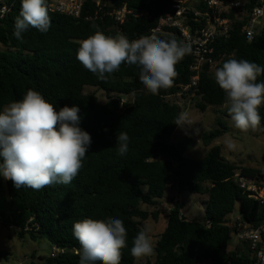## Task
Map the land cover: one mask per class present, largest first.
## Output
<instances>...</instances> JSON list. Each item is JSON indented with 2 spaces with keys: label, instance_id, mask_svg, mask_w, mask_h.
Instances as JSON below:
<instances>
[{
  "label": "trees",
  "instance_id": "1",
  "mask_svg": "<svg viewBox=\"0 0 264 264\" xmlns=\"http://www.w3.org/2000/svg\"><path fill=\"white\" fill-rule=\"evenodd\" d=\"M0 1L8 7L0 19V111L22 100L27 90H36L57 111L78 106L79 126L92 140L79 175L68 185L17 190L12 181L0 176V223L13 228L21 238L45 240L51 248L65 249L55 258L48 256V264H79L80 244L73 235L74 223L85 218L120 219L127 230L121 264H136L130 252L134 237L144 222L160 217L159 211H145L142 206L155 207L168 191L189 192L207 197L204 219L188 221L180 215L184 204L175 203L167 216L166 229L156 242L154 264H254L247 244L229 247L231 232L227 224L237 205L246 223L254 227L264 224V205L234 181L240 173L264 185V171L241 169L223 157L219 146L211 147L228 131L220 120L218 128L202 135L204 146L211 147L205 158H187L192 139L173 143L178 127L175 120L181 110L168 98L180 95L199 99L196 104L202 110L225 107L226 94L215 82L213 67L216 71L229 58L264 67V22L255 40L247 42L241 31L245 17L240 19L232 13L230 36L214 41V64L203 66L197 86L185 90L192 82L191 67L195 63L187 54L176 65L178 75L172 86L152 95L139 79L138 65L122 63L118 71L106 74L105 80L88 71L76 58L79 41L95 33L93 25L107 36L123 34L129 41L150 35L161 18L173 11L175 0H99L100 5L96 0H85L79 18L50 12L51 0H46L50 29L41 33L30 27L23 33V42L13 35L21 0ZM123 8L128 14L121 23L113 13ZM171 32L156 36L180 42L178 33ZM262 82L264 73L257 77V83ZM86 86L103 90L108 101L100 104L96 95L85 94ZM228 107L216 112L231 118ZM258 111L264 126V104ZM119 131L130 137L125 156H120L116 148ZM8 256L0 250V260H8Z\"/></svg>",
  "mask_w": 264,
  "mask_h": 264
},
{
  "label": "clouds",
  "instance_id": "2",
  "mask_svg": "<svg viewBox=\"0 0 264 264\" xmlns=\"http://www.w3.org/2000/svg\"><path fill=\"white\" fill-rule=\"evenodd\" d=\"M51 26L46 0H21L13 35L23 42L30 27L47 33ZM79 41L77 60L88 71L105 80L106 74L119 70L122 63L138 65L139 79L152 95L172 86L178 75L176 65L190 54V46L177 40L166 41L155 34L129 41L123 35L111 37L98 29ZM264 67L246 59L229 58L215 71V82L226 94L228 114L242 132L261 126L258 111L264 104V82L257 77ZM78 106H64L58 111L43 95L29 89L20 101L11 102L0 111V176L13 182L18 190H35L56 184L68 185L80 173L92 143L90 134L79 125ZM187 112H181L175 124L190 125ZM199 132V129H196ZM127 132L117 133L116 148L120 156L129 151ZM228 148H234L231 140ZM73 235L80 244L79 264H121L122 249L127 247V230L120 219L85 218L75 222ZM131 255L142 258L153 254L151 237L146 229L138 231L132 241Z\"/></svg>",
  "mask_w": 264,
  "mask_h": 264
},
{
  "label": "built area",
  "instance_id": "3",
  "mask_svg": "<svg viewBox=\"0 0 264 264\" xmlns=\"http://www.w3.org/2000/svg\"><path fill=\"white\" fill-rule=\"evenodd\" d=\"M84 1L51 0L49 11L79 18ZM96 1L100 5V2ZM7 12L8 7L0 1V19H3ZM232 13L240 19L245 17L241 31L247 42H253L263 26L264 0H254V3L251 0H175L173 11L162 17L157 28L152 30L150 35L174 31L178 33L180 42L190 46V55L195 60L191 67L194 75L191 84L185 87L186 91L197 86L200 72L205 64H214L211 57L212 45L217 38L230 36ZM113 14L115 19L122 23L128 11L123 8ZM234 181L250 198L264 205V185L256 178L237 173ZM180 200V197L176 196L172 204L181 203ZM180 215L186 218L183 210ZM227 226L238 242L248 245L254 264H264V224L254 227L246 223L238 214L230 219ZM65 252V249L53 247L49 256L55 258Z\"/></svg>",
  "mask_w": 264,
  "mask_h": 264
},
{
  "label": "rangeland",
  "instance_id": "4",
  "mask_svg": "<svg viewBox=\"0 0 264 264\" xmlns=\"http://www.w3.org/2000/svg\"><path fill=\"white\" fill-rule=\"evenodd\" d=\"M99 1V0H98ZM100 2V1H99ZM215 73V66L213 67ZM85 94H94L100 104H105L108 101L107 95L103 90L93 86H86ZM172 103L179 105L181 112H187L190 120V125L184 128L177 127L175 134L172 137L173 143L182 142L186 138L192 139V144L186 157L189 159L201 160L213 146H219L223 157L237 165L239 168H247L252 170L264 171V126H260L255 131L249 130L242 132L234 126L231 118L223 117L217 110L224 111L225 107L214 108L209 107L202 110L197 106L199 99L183 98L182 96H174L168 98ZM222 121L228 128L227 133L217 139L211 147H205L202 142V135L206 131L218 128L217 121ZM199 129V132L196 131ZM234 142V148H228L226 141ZM179 196L180 201L184 204L183 212L188 221H202L205 216L206 196L193 194L189 192L177 193L168 191L165 197L158 202L155 207L143 205L145 211H159L160 217L158 221L152 218L144 222L143 229H146L151 237L153 249L159 236L165 231L168 221V214L173 206L175 197ZM239 206L236 211L230 215V218L238 216ZM244 243L238 242L233 235L229 247L243 246ZM0 250L9 253L8 260H0V264H48L46 258L50 255L51 247L45 240L32 241L30 238H21L13 228H7L0 223ZM149 262L154 264L155 252L152 255L136 258V264H145ZM211 264V263H206Z\"/></svg>",
  "mask_w": 264,
  "mask_h": 264
},
{
  "label": "water",
  "instance_id": "5",
  "mask_svg": "<svg viewBox=\"0 0 264 264\" xmlns=\"http://www.w3.org/2000/svg\"><path fill=\"white\" fill-rule=\"evenodd\" d=\"M122 98H123V99H125V98H126V96H122Z\"/></svg>",
  "mask_w": 264,
  "mask_h": 264
},
{
  "label": "crops",
  "instance_id": "6",
  "mask_svg": "<svg viewBox=\"0 0 264 264\" xmlns=\"http://www.w3.org/2000/svg\"><path fill=\"white\" fill-rule=\"evenodd\" d=\"M174 197H176V196H174Z\"/></svg>",
  "mask_w": 264,
  "mask_h": 264
}]
</instances>
